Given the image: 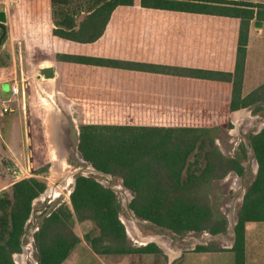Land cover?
Wrapping results in <instances>:
<instances>
[{"label": "trees", "instance_id": "obj_1", "mask_svg": "<svg viewBox=\"0 0 264 264\" xmlns=\"http://www.w3.org/2000/svg\"><path fill=\"white\" fill-rule=\"evenodd\" d=\"M51 3L55 24L53 33L69 40L89 43L103 34L118 6L134 5L136 0H51ZM140 4L161 9L201 5L203 10L217 8L225 14L241 17L235 73L224 75L233 78L231 108L236 110L264 101V84L242 97L249 22L254 17V7L258 8V18L264 19V3L140 0ZM81 13L87 15L77 22L76 17ZM60 58L131 69L145 67L136 62L92 56L63 54ZM195 73L204 77L214 75L204 71ZM210 132L211 129L205 127L86 123L81 126L78 149L83 158L98 170L122 178L123 184L134 192L130 206L136 215L178 234L207 229L216 234L226 231L227 225L224 218L218 220L215 217L211 208L208 194L211 181L222 179L231 171L242 175L245 168L240 158L224 155L213 138L207 140ZM250 139L259 167L238 213L235 241L230 249L235 253V264H245L246 223L264 221V128L251 135ZM202 150L203 153L200 152ZM243 153L245 157V148ZM193 155L195 160L192 162ZM202 156L203 166L200 165ZM45 188V182L35 177L23 178L13 183V200H0V204L6 202L10 205L9 212L0 218V264H17L13 254L22 252V236L31 215L32 201ZM70 199L72 207L61 205L50 212L35 233L38 264H62L68 258L80 242V237L69 225L74 217L79 221L91 220L99 228L98 236L85 235L98 254L161 251L154 242L137 248L126 243V228L119 218L121 204L117 194L97 178L78 175ZM223 249L204 245L195 247L196 251Z\"/></svg>", "mask_w": 264, "mask_h": 264}, {"label": "crops", "instance_id": "obj_2", "mask_svg": "<svg viewBox=\"0 0 264 264\" xmlns=\"http://www.w3.org/2000/svg\"><path fill=\"white\" fill-rule=\"evenodd\" d=\"M3 3L7 24H11L8 39L14 65L18 67L20 63L23 71L24 65L31 72L37 71L40 83L50 84L54 93L65 95L73 110L79 106L85 115L96 116L98 120L92 123L211 130L223 123L237 126L233 112L239 109L231 108L233 78L224 75L235 73L241 17L192 4L183 5L184 9L151 8L136 0L134 5L118 6L113 11L96 41L82 43L53 33L51 0ZM254 10L248 29L242 97L264 84V19L258 18L257 7ZM63 54L136 62L145 67L131 69L65 61L60 58ZM45 67L54 69L53 78L40 76V69ZM5 68L0 66V71ZM200 71L214 75L197 76L195 72ZM238 127L239 131L246 130L243 124ZM9 149L14 156L19 155L12 147ZM221 247L224 249L201 252H196L195 247L180 252L177 247L179 253L173 256L164 250L169 259L163 264H175L184 253L199 256L200 260L214 259L216 264H224L222 259L227 257V264H235L232 243ZM72 252L62 264L69 261ZM245 264H264V221L246 223Z\"/></svg>", "mask_w": 264, "mask_h": 264}, {"label": "rangeland", "instance_id": "obj_3", "mask_svg": "<svg viewBox=\"0 0 264 264\" xmlns=\"http://www.w3.org/2000/svg\"><path fill=\"white\" fill-rule=\"evenodd\" d=\"M5 1L9 0H0V9L2 6H6V4L3 3ZM34 9L36 10L37 6ZM86 15V13L79 14L76 17L77 22L84 19ZM6 25L7 35L0 46V66L6 67L5 71H0V113L3 104L11 105L14 111L4 115L0 114V200L2 201L7 198L13 200V183L23 178L35 177L45 182V190L32 201L31 215L27 221L22 238V243L28 246V250L31 252V259L29 260L26 258V262L31 264L32 261L35 260L38 264L39 251L36 246L35 233L39 230L44 218L49 215L50 212L61 205L72 207L70 199L71 193L67 195L68 189L62 188V193L57 197L52 195V193L47 197L45 196L47 187L53 184L52 176L54 174L53 170L55 165L51 157L49 124L47 123L50 113L48 108L43 104L42 99L47 95L54 94L53 90L55 88H52L50 84L44 86L40 83V80H38L40 77L38 78L36 76L37 71L31 72L27 68L28 65H24V71L20 63H18V67L14 65L15 61L11 59V40L8 39L11 24ZM35 25H37V23ZM12 27L14 28L13 24ZM17 46L19 47L18 44ZM22 78L26 79L25 97L20 93L8 101L11 98V85L17 80L21 87ZM43 80V82H46L45 79ZM5 83L7 85L2 86V84ZM241 109L247 110L246 108ZM247 112L254 116L252 121L249 118H243L244 120H242V122L234 120L237 126L231 123L216 125L212 128L210 134L206 136L207 140L208 138L210 139V137L214 139L215 145L224 155L240 158L241 164L245 168L244 172L247 170L243 179L244 190L246 191L257 175L254 170V153L248 144L251 140L250 136L257 133L264 125V103L253 105L248 108ZM55 120L57 121L56 135L62 137L63 148L61 154L65 159L66 167L69 168L73 179L79 174L84 173L87 176H93L100 181H104L107 184L110 183L116 187L120 182H123L120 176L111 174L110 177H107L94 174L90 169L91 163L83 158L78 149L81 126L98 120L96 116L85 115L79 106H76V109L73 110L72 102H70L69 110L62 108V106L58 108V114L55 116ZM242 124L246 126V130L239 131L238 126ZM10 147L19 153V155L14 156L9 149ZM244 148L246 149L245 157L243 153ZM204 150L200 152L203 153ZM195 152H197V150H195ZM194 160L195 156L193 155L191 161L193 162ZM200 165H204L203 156ZM74 172L75 174H73ZM63 173H65V171H63ZM59 179H56L57 183ZM123 188H125L124 185ZM241 191L240 175L235 171H231L222 179L215 178L211 181L208 188L211 208L215 217L218 220L224 218L227 225L226 231L218 232L223 234L214 237L215 239L207 241L199 240L203 234L211 233L209 229L178 234L169 228L158 226L152 221L138 215H136L138 218V220H136V226L141 234L160 235L169 241L172 246L180 248L181 251L198 245L216 249L222 248L221 246H227L229 244L226 240L231 237L228 232L229 222L227 217L231 211V203L235 198L234 216L235 219L238 220V213L243 203L242 196H239ZM116 194L121 204L119 218L124 224H127V226H125L126 243L133 248L140 247V243L133 239L127 229L130 223L127 221L133 216L126 209L125 204L126 200L134 197V192L128 190V194H125L123 191L117 190ZM9 209L10 205L6 202L0 204V218L6 215ZM69 225L74 233L80 237V242L72 250V255L66 264H163L169 259V255L164 251L166 249L162 246L163 244L158 245L155 243V240H151L150 242H154L161 249L159 253L98 254L92 249L89 241L85 238L86 234H89L91 237L100 234V230L96 224L91 220L79 221L77 217H74L73 222L69 223ZM196 252L201 251L197 250ZM184 254L185 255L175 264L217 263V261H212L214 259L211 258L200 260L198 259L199 256L196 258L194 254ZM231 255L234 256V253H231ZM226 258L227 257H223L222 259L224 264H227V261H225Z\"/></svg>", "mask_w": 264, "mask_h": 264}, {"label": "bare ground", "instance_id": "obj_4", "mask_svg": "<svg viewBox=\"0 0 264 264\" xmlns=\"http://www.w3.org/2000/svg\"><path fill=\"white\" fill-rule=\"evenodd\" d=\"M42 100H43V104L48 108L49 113H50V115H49L50 117L48 118V122H47L49 125L48 124L47 125L49 128V137H50V142H51V149H50L51 150V157H52L53 163L55 165V168L53 170L54 174L52 176L53 184L48 187V190L45 192V196L47 197L50 195V193H52V195L57 197L62 193V191H61L62 188L68 189L67 195H70V193L72 192V189H73L72 185H73L75 179H73L71 177L72 174H71L69 168L66 167L65 159H64V157H62L63 155L61 154V150L63 148V143H62V137H58L56 135L57 121L55 120V116H57L58 108L61 106H62V108L69 110L71 101L69 99H67V97L65 95H63L61 92L47 95L46 97H43ZM233 117H234L235 121L242 122V120H244L243 118H249L252 121L254 116L249 114V112H247V110H245V109H239V110L233 112ZM235 131H237V130H235ZM90 169H92V167ZM254 170L256 173V171H257L256 161L254 162ZM63 171H65V173H63ZM62 176H65V179L62 181H59L57 183L56 179H59ZM54 181H56V182H54ZM122 183L123 182H120V184H118L117 187L116 186H114V187L116 188V190H118V191L121 190L125 194L126 193L128 194L129 189L126 188L125 186L124 187L127 190L125 188H123L124 184H122ZM235 189H237V188H235ZM128 198H130V197H128ZM127 201L128 200H126V203H127ZM136 220H137L136 217H134V216L131 217V219L129 221H127V222H130L127 229H128V232L132 235L133 239L136 242L140 243V246L141 245H147L148 243H150L151 240H155L156 243H158L159 245L163 244L162 246L166 249L167 252L171 253L172 256L179 253V250H176L177 247L172 246L169 241H167L166 239H164L160 235H157V234H155V235L154 234H148V235L141 234V232L138 230V228L136 226ZM125 225L127 226V224H125ZM229 235L232 236V233L230 231H229ZM230 238L226 240L227 243H230V241H229ZM212 239H215V238L213 236H211L209 233H205L202 235V237L199 240H202V241L206 240L207 241V240H212ZM28 248L29 247L26 246V249H27L26 258H28L30 260L31 259V252L28 250ZM180 252H181V249H180ZM17 257H18V259L21 260L22 264H28V262H26V259L23 260L22 258H20L19 255ZM31 264H37V263L35 260H33Z\"/></svg>", "mask_w": 264, "mask_h": 264}, {"label": "water", "instance_id": "obj_5", "mask_svg": "<svg viewBox=\"0 0 264 264\" xmlns=\"http://www.w3.org/2000/svg\"><path fill=\"white\" fill-rule=\"evenodd\" d=\"M6 23H7V12H6V10H5V6H2L1 7V9H0V28L3 30V32H2V35H1V37H0V46H1V44H2V40H3V38H4V36L6 35V33H7V29H6ZM259 23H260V21H259ZM40 76H44L45 78H53L54 77V69L52 68V67H45V68H41L40 69ZM262 128H264V125L257 131V132H259ZM248 146L253 150V153H254V160L256 161V163H257V171H258V167H259V163H258V160H257V156H256V153H255V150H254V147H253V145H252V142H251V140L249 141V144H248ZM91 167H92V169H91V171L94 173V174H100V175H103V176H107V177H110L111 176V174L110 173H105V172H103V171H100V170H98L97 168H95L92 164H91ZM246 171L247 170H245V172L242 174V175H240V185L242 186V191L240 192V194H239V196H242V198L244 199V195H245V191L246 190H244V185H243V179H244V176H245V174H246ZM257 171H256V173H257ZM73 174H75V172L73 173ZM79 175H86V174H84V173H82V174H79ZM76 178L77 177H75V180H74V185H73V189H74V186H75V182H76ZM65 179V176H62V178H60V180L59 181H62V180H64ZM100 181V180H99ZM123 181V180H122ZM102 184H104L105 186H107V187H110V188H112L115 192L117 191L116 190V188L113 186V185H111L110 183H106V182H104V181H100ZM125 186V185H124ZM49 187V186H48ZM48 187H47V189H46V191L48 190ZM126 187V186H125ZM126 188H128V187H126ZM73 189H72V191H73ZM129 189V188H128ZM130 190V189H129ZM131 200L132 199H128V201H127V203L125 204L126 205V209L129 211V213H131L134 217H136V214H135V212H134V210L131 208V206H130V203H131ZM235 204H236V198H235V200L231 203V211H230V213H229V215H228V217H227V219H228V222H229V225H228V232L230 231L231 233H232V236H231V238H230V243H232V246H233V244H234V241H235V236H236V233H235V226H236V224H237V222H238V220H236L235 219V216H234V210H235ZM243 204V203H242ZM136 219L138 220V218L136 217ZM124 223V222H123ZM125 225V224H124ZM126 226V225H125ZM211 236H213V237H217V236H219V235H222L223 233H216V234H212V233H209ZM22 238H23V236H22ZM151 243V242H150ZM156 243V242H155ZM158 244V243H157ZM159 245V244H158ZM20 256V258H22L23 260H25L26 259V256H27V249H26V246L22 243V252H20V253H14L13 254V258H14V261L17 263V264H22L21 263V260L20 259H18V257L17 256ZM37 263V262H36Z\"/></svg>", "mask_w": 264, "mask_h": 264}, {"label": "built area", "instance_id": "obj_6", "mask_svg": "<svg viewBox=\"0 0 264 264\" xmlns=\"http://www.w3.org/2000/svg\"><path fill=\"white\" fill-rule=\"evenodd\" d=\"M26 79L22 78V82H21V87L19 86L17 80H15V83L13 85H11V98L8 100L10 101L12 98H14L16 95L18 94H22L23 97H25V90H26ZM0 92H1V89H0ZM14 109L11 105H6V104H3L2 106V111H1V115H4L6 113H10V112H13Z\"/></svg>", "mask_w": 264, "mask_h": 264}, {"label": "flooded vegetation", "instance_id": "obj_7", "mask_svg": "<svg viewBox=\"0 0 264 264\" xmlns=\"http://www.w3.org/2000/svg\"><path fill=\"white\" fill-rule=\"evenodd\" d=\"M7 24V23H6ZM6 29H7V25H6ZM2 32H3V30L0 28V37H1V35H2ZM6 35H7V33H6ZM6 35L4 36V38H3V40H2V43L4 42V39L6 38Z\"/></svg>", "mask_w": 264, "mask_h": 264}]
</instances>
